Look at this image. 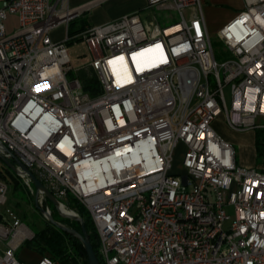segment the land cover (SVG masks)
Wrapping results in <instances>:
<instances>
[{"label": "built area", "instance_id": "built-area-1", "mask_svg": "<svg viewBox=\"0 0 264 264\" xmlns=\"http://www.w3.org/2000/svg\"><path fill=\"white\" fill-rule=\"evenodd\" d=\"M145 1L177 19L160 26L134 12L70 36L69 22L99 0H0V161L41 204L82 203L104 264H264V141L257 167H243L215 129L222 117L233 132L264 135V0H243L219 29L220 61L201 0ZM8 14L18 19L10 34ZM76 38L99 83L93 96L68 76ZM3 63L21 87H3ZM179 143L182 172L171 173ZM7 191L0 180V264H27L16 251L33 233L4 206Z\"/></svg>", "mask_w": 264, "mask_h": 264}, {"label": "rangeland", "instance_id": "rangeland-1", "mask_svg": "<svg viewBox=\"0 0 264 264\" xmlns=\"http://www.w3.org/2000/svg\"><path fill=\"white\" fill-rule=\"evenodd\" d=\"M80 2H82V0H71V5L78 4ZM135 2L136 1L134 0H105L103 3L99 4L98 8H100L99 12H102L105 14H108V13L113 14V13H117L120 10H124L134 5ZM235 4H238V6H236ZM235 4L233 5H235L234 7H236L237 9L236 12L239 9L244 8V4L242 0H237ZM202 5H203V11H204L206 20L209 21L210 8L214 5V1L213 0H203ZM153 15L157 16L159 21H164V18H165L164 23L168 22V18L166 19V17H171V18H174L175 20L177 19V14L172 9H164L161 11L149 9V10L140 11V16L142 17V19H144L145 16L152 17ZM87 16H88V13L84 12L79 18H77V23H75L76 24L75 27L80 25L82 20L86 19ZM4 23L6 26L7 34L12 33L16 28H18V19L16 15L8 14ZM210 31H211V40H212V46L215 52V56L217 60L220 61L224 57L223 46L220 43L216 33L214 32L215 29H212ZM63 34H64V29L62 26H58L53 31L54 37L58 40L62 39ZM68 52L70 53V56H71V68H72L69 71V73L71 72V75H69L68 73V76L78 78L77 74L78 72H80L85 77H91V76L96 77L94 70L90 66L85 64L84 62L86 59V53H85V49L83 45L80 44L79 41H77V43L75 44H72L71 47L68 49ZM78 79L80 80V78ZM80 82L82 84L81 80ZM225 94L229 102L228 88L225 89ZM215 129H216V132L220 134L221 136L230 132L227 129L226 125L224 124L222 117H218L217 121L215 122ZM261 136H262V133L259 131H252L250 133L236 132L233 135L232 145L235 149L236 159L239 165L242 164L241 166L246 167L244 166L245 161H252L254 158L255 163L252 167H257V164L260 161L261 150L257 151L256 153L254 152V150L256 149V138L260 139ZM182 154H183V145L179 143L173 151L172 167L170 170L171 173H181L182 172V166H181ZM3 165H6V167H8L9 171H11L12 175L14 176V178L12 177L13 180L7 183L8 185V191L6 194L7 201L4 206L16 212V214L20 217L22 222L30 228V230L33 233V236L36 230L42 229L47 224V222H49L40 210V207H43V206L44 207L48 206L51 210V213L55 211L57 213V216H60L61 218H63V222H60L57 220L55 221L65 226H67L66 224L69 225L72 223L76 225L78 224L80 225V220H82L81 214L76 209H74L72 206L68 205L69 203L67 202L70 200V198L75 199L73 196H71L70 194H67L66 197L60 201L65 205L66 208H68V210H71L73 214L75 213L78 214L77 218H74V216L66 214L64 211H62L58 207L60 212H62L64 215L60 214L57 208L56 202H54L51 198L46 197V201L43 200V203L41 204L38 201V195H37L36 190L30 189L29 186L26 184V182L17 175L15 170L12 169L11 166H9L7 162L1 160L0 167L2 169H4ZM0 180H3V179L0 178ZM75 200L78 201L77 199ZM80 204L85 208V206L82 203ZM228 210L231 212V208H228ZM40 255L41 254L37 253L36 251L31 249L29 246H27L24 243L20 245L16 251V257L24 261L27 264H35V261L38 259V257H40ZM55 262L56 264H58L57 261Z\"/></svg>", "mask_w": 264, "mask_h": 264}, {"label": "trees", "instance_id": "trees-1", "mask_svg": "<svg viewBox=\"0 0 264 264\" xmlns=\"http://www.w3.org/2000/svg\"><path fill=\"white\" fill-rule=\"evenodd\" d=\"M75 23H77V18L69 22L68 35L70 36L88 26L86 19H83L81 24L77 27H75ZM78 40V38L75 40H69L67 42V46H71L74 41ZM69 75H71V72ZM77 77L82 81L84 90L90 95L93 96L100 91L99 83L96 77H85L80 72H78ZM262 141H264V135H262L260 139L256 138L257 151L262 150ZM12 162L14 161L12 160ZM3 168L4 169L0 167V178L9 183L13 180L12 177L14 178V176L12 175L11 171H9L8 167H6V165H3ZM67 202L69 203L68 205L72 206L81 214L84 229L87 233L92 249L95 252L99 263L104 264L98 251L99 238L88 212L79 203V201H76L73 198H70V200ZM51 214L54 220L63 222V218L57 216L55 211ZM66 225L77 230L78 232H81V226L79 224L76 225L72 223ZM24 244L41 255L50 256L53 260L57 261L58 264H88L87 255L80 240L50 222H47V224L42 229L36 230L34 232V236L31 239L26 240Z\"/></svg>", "mask_w": 264, "mask_h": 264}, {"label": "crops", "instance_id": "crops-1", "mask_svg": "<svg viewBox=\"0 0 264 264\" xmlns=\"http://www.w3.org/2000/svg\"><path fill=\"white\" fill-rule=\"evenodd\" d=\"M90 0H82V2L78 3V4H74V6L76 5H80V4H83V3H86ZM105 0H99V2H97L96 4L92 5L90 8L86 9L84 12H87L88 13V16L86 17V21L88 23V26L89 25H99V24H103V23H106V22H109V21H112L114 19H117L119 17H121L122 15H126V14H130V13H134V12H138L140 14V11L141 10H149L151 8H147L146 6V1L145 0H134L136 1L134 3V5L124 9V10H120L118 11L117 13H113V14H105V13H102V12H99V9L98 6L99 4L103 3ZM203 0H201V3H202ZM214 1V5L210 8V15H209V21L206 20V17H205V22H206V27L208 29V32L210 33L211 35V31L212 29H215V33L217 35L219 29L224 25L226 24L230 19H232L235 14L240 11L241 9H239L237 12H236V7H234L235 5L238 6V4H235V2H237V0H213ZM243 1V0H242ZM235 4V5H233ZM244 4V3H243ZM110 8V7H109ZM108 8V10H109ZM202 8H203V5H202ZM151 10H158V11H161V10H164L162 8H152ZM83 12V13H84ZM82 13V14H83ZM204 13V11H203ZM81 14V15H82ZM91 14V15H90ZM205 16V14H204ZM79 18V17H78ZM144 18H154L156 20V22L160 25V26H165L173 21H175L174 18H171V17H166V19L168 18V22L167 23H164L165 22V18H164V21H159L158 17L157 16H152V17H147L145 16ZM212 28V29H211ZM52 37L54 40H58L54 37V35L52 34ZM60 40V39H59ZM228 129V128H227ZM229 130V129H228ZM230 132H228L227 134L223 135V137L225 139H227L229 142L232 143V138H233V135L236 133V132H233L231 130H229ZM252 131H248L247 133H250ZM254 152L256 153L257 150L255 149ZM254 153V154H255ZM252 157V156H251ZM237 160V159H236ZM252 160V159H251ZM255 163V159L253 158L252 161H245V165L246 167H252ZM242 165V164H241ZM39 258V257H38ZM38 260V259H37ZM36 260V261H37ZM35 261V263H36Z\"/></svg>", "mask_w": 264, "mask_h": 264}, {"label": "water", "instance_id": "water-1", "mask_svg": "<svg viewBox=\"0 0 264 264\" xmlns=\"http://www.w3.org/2000/svg\"><path fill=\"white\" fill-rule=\"evenodd\" d=\"M8 163V162H7ZM9 166H11V168L14 169V167L8 163ZM21 168L28 174V176L30 177V179L32 180L33 184L35 185L36 188H43L42 184L40 183V181L32 174V172H30L29 170H27L23 165H21ZM41 212H43V209L40 208ZM50 223L54 224L55 226H57L58 228L64 230L65 232L69 233L70 235L75 236L76 238H78L80 240V242L82 243L84 250L86 252L87 255V259H88V264H100L95 252L92 249V246L90 244L89 238L87 236V233L84 229V225L82 220H80V225H81V232H78L77 230L70 228L68 226H65L57 221H55L51 215H48V219H47Z\"/></svg>", "mask_w": 264, "mask_h": 264}, {"label": "bare ground", "instance_id": "bare-ground-1", "mask_svg": "<svg viewBox=\"0 0 264 264\" xmlns=\"http://www.w3.org/2000/svg\"><path fill=\"white\" fill-rule=\"evenodd\" d=\"M113 67L115 68L114 64ZM3 71L4 73H2V85L4 88L17 89L18 87L22 86V79L21 77H19L18 72H13L12 63H3ZM125 78L128 79V73H125L124 77L121 78L120 80L122 81ZM57 205L66 214L75 216V214H73L71 210H68V208L62 206L61 204H57ZM60 213L63 214L62 212Z\"/></svg>", "mask_w": 264, "mask_h": 264}]
</instances>
